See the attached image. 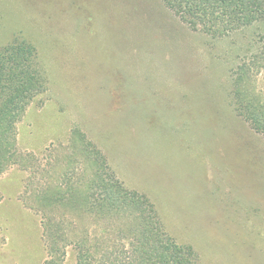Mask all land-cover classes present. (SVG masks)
<instances>
[{
    "label": "rangeland",
    "instance_id": "obj_1",
    "mask_svg": "<svg viewBox=\"0 0 264 264\" xmlns=\"http://www.w3.org/2000/svg\"><path fill=\"white\" fill-rule=\"evenodd\" d=\"M23 41L43 80L0 138V264L130 250L133 195L198 264H264V137L236 112L239 90L264 102V23L216 38L161 0H0V50Z\"/></svg>",
    "mask_w": 264,
    "mask_h": 264
},
{
    "label": "trees",
    "instance_id": "obj_2",
    "mask_svg": "<svg viewBox=\"0 0 264 264\" xmlns=\"http://www.w3.org/2000/svg\"><path fill=\"white\" fill-rule=\"evenodd\" d=\"M163 4L192 31H201L213 37H224L234 31L264 23V0H161ZM34 48L26 42H15L0 50V138L4 137L16 115L18 116L25 101L35 93L42 83V72L37 64ZM241 78V77H240ZM42 79V80H41ZM241 80V79H240ZM236 112L257 134L264 137V102H255V98L245 97L241 90ZM243 96V97H242ZM257 101V100H256ZM19 102L15 107L14 103ZM22 112V111H21ZM2 152L0 155V160ZM90 197L77 192V204L88 205ZM131 207L140 211L143 220L141 227L133 235L131 249L115 257L104 255L101 250L96 264H198V256L189 245H180L162 232L160 220L153 204L146 199L132 197ZM107 204L106 199L102 200ZM148 204L149 215L141 208ZM84 207V206H82ZM103 207L100 203L99 209ZM152 215V216H151ZM155 225L153 227V224ZM157 225L159 226L157 228ZM46 229V228H45ZM59 236L57 229L53 237ZM52 245V244H51ZM78 264H83L79 258Z\"/></svg>",
    "mask_w": 264,
    "mask_h": 264
}]
</instances>
